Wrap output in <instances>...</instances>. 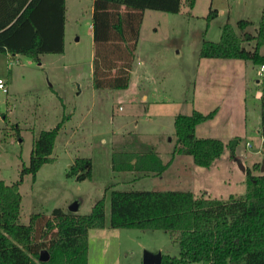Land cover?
<instances>
[{
	"label": "rangeland",
	"instance_id": "obj_1",
	"mask_svg": "<svg viewBox=\"0 0 264 264\" xmlns=\"http://www.w3.org/2000/svg\"><path fill=\"white\" fill-rule=\"evenodd\" d=\"M63 3L62 52H44L39 62L25 55L9 62L0 53V78L7 87L0 89L1 180L19 179L37 133L67 117L55 138L53 161L44 163L34 179L23 176L18 221L27 223L31 213L50 214L54 207L70 211L74 201L73 212L86 214L104 196L106 225L88 230V264H142L146 250L177 254L178 244L163 230L111 227L109 192L190 190L225 199L245 192L246 168L264 173V78L249 60L199 55L204 41L220 40L226 22L236 28L238 20L248 19L253 32L264 0H195L193 7L184 5L176 13L145 9L127 88L92 86V0ZM210 10L217 13L208 20ZM193 109H216L195 127V136L224 143L237 139L233 153L225 145L208 167L196 165L189 154H175L159 175L110 168L111 151L134 139L154 148L157 143L156 151L167 161L176 139L174 116ZM76 157L91 159L90 178L66 175Z\"/></svg>",
	"mask_w": 264,
	"mask_h": 264
},
{
	"label": "trees",
	"instance_id": "obj_2",
	"mask_svg": "<svg viewBox=\"0 0 264 264\" xmlns=\"http://www.w3.org/2000/svg\"><path fill=\"white\" fill-rule=\"evenodd\" d=\"M195 0H92V86L127 88L144 10L179 12ZM210 10L207 19L216 15ZM63 0H0V53L8 61L25 55L39 62L44 52L63 51ZM240 19L234 28L226 22L219 41H204L202 57L239 58L258 68L264 63V7L258 26ZM249 44L246 47L244 44ZM260 75V74H259ZM260 77H262L260 75ZM264 78V77H262ZM216 109L174 116L175 144L163 161L154 146L140 139L114 148L113 171H140L155 175L167 169L175 154H189L193 162L208 167L225 145L233 153L237 139L196 137L195 127L212 118ZM67 117L34 137L28 164L19 179H0V264H88V230L106 225L105 198L97 199L86 214L54 207L50 214L31 213L18 221L22 200L19 185L25 174L36 177L39 168L52 162L55 138ZM260 134L264 146V93L261 95ZM255 168L260 167L255 163ZM246 171V189L225 199L195 196L190 190H120L109 192V225L114 228L163 230L179 246L177 254L161 252L160 264H264V173ZM89 157H76L66 175L76 180L91 177ZM42 249L49 257L40 261Z\"/></svg>",
	"mask_w": 264,
	"mask_h": 264
},
{
	"label": "water",
	"instance_id": "obj_3",
	"mask_svg": "<svg viewBox=\"0 0 264 264\" xmlns=\"http://www.w3.org/2000/svg\"><path fill=\"white\" fill-rule=\"evenodd\" d=\"M239 166L242 169L244 168V166L242 164H239ZM261 170H264V164H262ZM77 208H78L77 201H74L69 206V210L72 212L75 211ZM48 257H49V254H48L47 250L42 249L40 252L39 260L45 261L48 259ZM160 261H161V252L160 251L151 252V251L146 250L144 252L142 264H160Z\"/></svg>",
	"mask_w": 264,
	"mask_h": 264
},
{
	"label": "built area",
	"instance_id": "obj_4",
	"mask_svg": "<svg viewBox=\"0 0 264 264\" xmlns=\"http://www.w3.org/2000/svg\"><path fill=\"white\" fill-rule=\"evenodd\" d=\"M258 71H259V74L264 77V63H261L259 64L258 66ZM0 89L3 91V92H6L7 91V87L5 85V82L2 78H0ZM248 146H250L249 143H247Z\"/></svg>",
	"mask_w": 264,
	"mask_h": 264
},
{
	"label": "crops",
	"instance_id": "obj_5",
	"mask_svg": "<svg viewBox=\"0 0 264 264\" xmlns=\"http://www.w3.org/2000/svg\"><path fill=\"white\" fill-rule=\"evenodd\" d=\"M260 52L262 53V54H264V51H261V47H260ZM231 59H233V58H231ZM257 81H258V79H257ZM196 129V128H195ZM262 141H263V139H262ZM153 143V142H152ZM156 143V142H155ZM157 144V143H156ZM156 144H154L155 145V149L156 148H158V144L156 145ZM171 164V163H170ZM168 168V167H167ZM236 193V192H235ZM234 194V193H233ZM88 247H89V244H88ZM160 252H162V251H160Z\"/></svg>",
	"mask_w": 264,
	"mask_h": 264
}]
</instances>
